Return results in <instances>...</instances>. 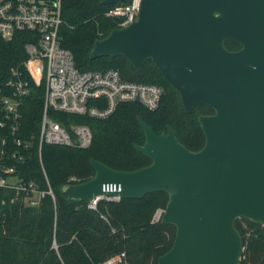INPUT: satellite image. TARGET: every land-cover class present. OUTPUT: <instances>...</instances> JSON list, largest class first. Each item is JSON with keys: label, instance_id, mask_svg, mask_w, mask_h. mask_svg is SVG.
I'll return each mask as SVG.
<instances>
[{"label": "water", "instance_id": "1", "mask_svg": "<svg viewBox=\"0 0 264 264\" xmlns=\"http://www.w3.org/2000/svg\"><path fill=\"white\" fill-rule=\"evenodd\" d=\"M118 55L136 70L151 59L186 111L197 103L213 109L198 116L204 144L190 150L172 127L156 133L138 115L144 142L134 147L150 163L118 170L91 158L93 175L63 194L92 201L164 191L161 222L175 235L156 264H239L235 219L264 226V0H141L135 20L89 51L91 59Z\"/></svg>", "mask_w": 264, "mask_h": 264}, {"label": "trees", "instance_id": "2", "mask_svg": "<svg viewBox=\"0 0 264 264\" xmlns=\"http://www.w3.org/2000/svg\"><path fill=\"white\" fill-rule=\"evenodd\" d=\"M100 1L61 0V45L72 52L80 71L116 68L126 80L160 85L163 94L159 105L149 110L137 101L123 102L102 119L48 109V116L66 127L71 123L87 124L92 141L87 147L45 142L39 147L45 84L42 81L37 85L27 75L29 92L22 97L15 129L11 128L12 122L5 120L0 105V120L6 121L0 127L3 162L14 169L2 174L31 182L38 190L50 188L53 197L45 193L37 205H28L23 191L0 187V264H99L121 252L125 257L117 264H156L158 256L172 245L174 225L152 220L155 209L165 207L168 201L164 191L149 192L140 198L102 197L95 206L89 200L68 198L62 192L64 185L93 175L91 158L118 170H133L150 163L134 147L144 142L138 115L156 133L172 127L181 143L198 150L204 144L198 116L213 112L202 103L186 111L176 88L151 59L139 70L120 55L91 59L93 42L119 26L117 18L105 14L113 4ZM28 35L23 31L11 39L0 36V95L10 93L4 91L3 85L11 76V69L24 70ZM225 46L230 50L239 48L232 40H226ZM242 218L252 231L246 237L235 219V227L246 243V258L239 264H264V226Z\"/></svg>", "mask_w": 264, "mask_h": 264}, {"label": "built area", "instance_id": "3", "mask_svg": "<svg viewBox=\"0 0 264 264\" xmlns=\"http://www.w3.org/2000/svg\"><path fill=\"white\" fill-rule=\"evenodd\" d=\"M141 0L116 2L105 14L115 17L123 26L138 17ZM62 23L61 0H0V36L11 39L18 32H29L24 49L27 53L23 61L24 70L11 69V76L4 83L0 95V105L5 112V120L12 122L15 129L20 117L22 97L29 92V80L35 84L44 81L43 112L39 130V147L43 142L74 147H87L92 141V131L87 124L71 123L66 127L48 116V109L105 118L123 102L137 101L149 110L159 105L163 94L160 85L126 80L116 68L80 71L75 66L72 52L60 43L59 28ZM1 93V88H0ZM0 120V127L6 121ZM5 141H2L4 144ZM20 143L19 140L16 141ZM5 150L0 148V187L11 188L25 193L28 205H37L40 197L53 193L38 190L33 183H23L19 179L8 178L4 173H12V166L3 162ZM14 157V155L12 154ZM34 193L38 196L35 197ZM113 199V198H109ZM97 200H92L95 206ZM164 207H157L152 220H161ZM247 237L252 228L242 217H237ZM124 252L113 255L99 264H117L124 260ZM246 258V243L242 240L239 261Z\"/></svg>", "mask_w": 264, "mask_h": 264}, {"label": "rangeland", "instance_id": "4", "mask_svg": "<svg viewBox=\"0 0 264 264\" xmlns=\"http://www.w3.org/2000/svg\"><path fill=\"white\" fill-rule=\"evenodd\" d=\"M34 196H35V197H37V196H38V194H37V193H34ZM90 202H91V201H90Z\"/></svg>", "mask_w": 264, "mask_h": 264}]
</instances>
